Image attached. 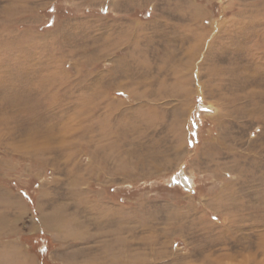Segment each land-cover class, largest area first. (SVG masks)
Listing matches in <instances>:
<instances>
[{
    "label": "rangeland",
    "instance_id": "rangeland-1",
    "mask_svg": "<svg viewBox=\"0 0 264 264\" xmlns=\"http://www.w3.org/2000/svg\"><path fill=\"white\" fill-rule=\"evenodd\" d=\"M0 264H264V0H0Z\"/></svg>",
    "mask_w": 264,
    "mask_h": 264
}]
</instances>
